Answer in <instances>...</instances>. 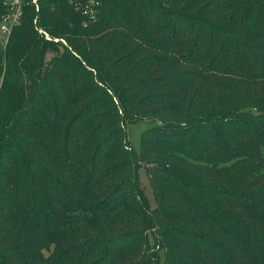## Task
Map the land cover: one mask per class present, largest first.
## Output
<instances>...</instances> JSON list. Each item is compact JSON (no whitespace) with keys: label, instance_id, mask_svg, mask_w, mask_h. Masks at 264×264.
<instances>
[{"label":"trees","instance_id":"1","mask_svg":"<svg viewBox=\"0 0 264 264\" xmlns=\"http://www.w3.org/2000/svg\"><path fill=\"white\" fill-rule=\"evenodd\" d=\"M36 6L0 47V264H264V0Z\"/></svg>","mask_w":264,"mask_h":264},{"label":"rangeland","instance_id":"2","mask_svg":"<svg viewBox=\"0 0 264 264\" xmlns=\"http://www.w3.org/2000/svg\"><path fill=\"white\" fill-rule=\"evenodd\" d=\"M92 4L93 3H91V5ZM44 38H45V36H44ZM48 39H50L49 36H48ZM58 41L63 43L65 46H67L66 43L64 41H62L61 39H54V42H58ZM3 44H4V36L0 33V47H2ZM50 56H51V54H49V53L46 54L44 61L48 62V60L50 59ZM166 118L168 120L172 119V118H176L175 119L176 122L181 121V118L179 119L177 116L174 117V115H167ZM162 121H164V119H162V118H159V119L158 118H153V119L152 118H144V119H142V121L134 122V123H128L127 125L124 124V126H123L125 133H126L128 145L135 152L136 159L139 162V166H140V168L138 170L139 186L141 188H143V191H144L145 195L147 196L151 207H154L155 204L153 202V198H152V194H151V190H150L149 182H148V175L145 172L144 163L139 158L140 137H141V133L144 130H146L150 127L160 126ZM45 254H47V253H45ZM162 259H163V255H162V252H160L159 253V263L160 264H162Z\"/></svg>","mask_w":264,"mask_h":264},{"label":"built area","instance_id":"3","mask_svg":"<svg viewBox=\"0 0 264 264\" xmlns=\"http://www.w3.org/2000/svg\"><path fill=\"white\" fill-rule=\"evenodd\" d=\"M31 2L37 9L36 0H31ZM6 5L7 13L0 16V33L4 36V41L7 40L12 27L19 23L23 12V6L25 5V0H7ZM38 32L48 39L45 32L41 30H38Z\"/></svg>","mask_w":264,"mask_h":264}]
</instances>
